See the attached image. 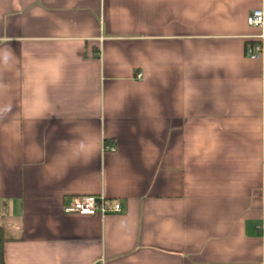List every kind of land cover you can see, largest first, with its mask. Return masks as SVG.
I'll list each match as a JSON object with an SVG mask.
<instances>
[{"label":"crops","instance_id":"0c3cea01","mask_svg":"<svg viewBox=\"0 0 264 264\" xmlns=\"http://www.w3.org/2000/svg\"><path fill=\"white\" fill-rule=\"evenodd\" d=\"M257 10L0 0L5 264H264ZM85 196L122 212L64 213Z\"/></svg>","mask_w":264,"mask_h":264},{"label":"built area","instance_id":"2783aa9c","mask_svg":"<svg viewBox=\"0 0 264 264\" xmlns=\"http://www.w3.org/2000/svg\"><path fill=\"white\" fill-rule=\"evenodd\" d=\"M248 26L252 28H258L263 32L264 29V12L263 10H257L252 12L247 20ZM263 40L264 35L259 38L258 43L250 45L247 49V56L250 59H260L263 55ZM138 78H142L140 74ZM105 150L111 151L112 147L106 146ZM65 214H76L80 216H101L106 217L113 214H120L122 212L120 204L114 203L108 200L104 196L94 197H76L68 200L63 209ZM264 231V224L261 227Z\"/></svg>","mask_w":264,"mask_h":264},{"label":"trees","instance_id":"16d2710c","mask_svg":"<svg viewBox=\"0 0 264 264\" xmlns=\"http://www.w3.org/2000/svg\"><path fill=\"white\" fill-rule=\"evenodd\" d=\"M7 242V236L5 228L0 224V264H5L4 260V245Z\"/></svg>","mask_w":264,"mask_h":264}]
</instances>
